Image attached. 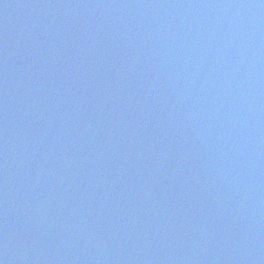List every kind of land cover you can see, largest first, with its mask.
I'll list each match as a JSON object with an SVG mask.
<instances>
[{
  "label": "water",
  "instance_id": "water-1",
  "mask_svg": "<svg viewBox=\"0 0 264 264\" xmlns=\"http://www.w3.org/2000/svg\"><path fill=\"white\" fill-rule=\"evenodd\" d=\"M0 264H264V0H0Z\"/></svg>",
  "mask_w": 264,
  "mask_h": 264
}]
</instances>
